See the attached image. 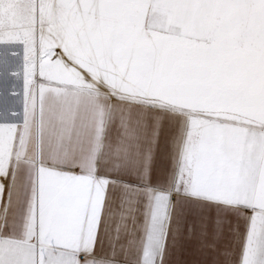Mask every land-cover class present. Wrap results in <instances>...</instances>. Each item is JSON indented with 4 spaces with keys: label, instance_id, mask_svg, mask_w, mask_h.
<instances>
[{
    "label": "snow or ice",
    "instance_id": "obj_1",
    "mask_svg": "<svg viewBox=\"0 0 264 264\" xmlns=\"http://www.w3.org/2000/svg\"><path fill=\"white\" fill-rule=\"evenodd\" d=\"M5 52L0 264H264V0H0Z\"/></svg>",
    "mask_w": 264,
    "mask_h": 264
},
{
    "label": "rangeland",
    "instance_id": "obj_2",
    "mask_svg": "<svg viewBox=\"0 0 264 264\" xmlns=\"http://www.w3.org/2000/svg\"><path fill=\"white\" fill-rule=\"evenodd\" d=\"M14 66L13 53L0 54V109L3 110L14 108L17 104L16 82L12 72L8 70L14 68Z\"/></svg>",
    "mask_w": 264,
    "mask_h": 264
}]
</instances>
